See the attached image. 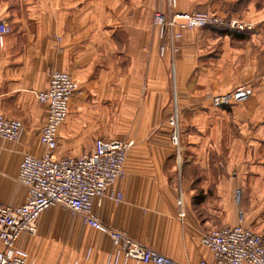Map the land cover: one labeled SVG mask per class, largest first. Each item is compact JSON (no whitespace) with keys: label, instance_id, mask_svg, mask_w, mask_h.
I'll list each match as a JSON object with an SVG mask.
<instances>
[{"label":"crops","instance_id":"1","mask_svg":"<svg viewBox=\"0 0 264 264\" xmlns=\"http://www.w3.org/2000/svg\"><path fill=\"white\" fill-rule=\"evenodd\" d=\"M170 2L173 11L215 10L253 27L236 36L186 31L172 74V54L161 50L153 23V13ZM0 21L12 27L0 56V111L23 123L17 140L0 137L2 205L25 202L20 163L45 152L39 133L47 110L36 92L49 88L58 69L82 93L70 102L55 156L90 152L99 138L134 142L118 182L123 202L94 206L104 225L175 264H217L201 237L238 225L240 210L244 225L264 234V0H0ZM241 85L249 86V100L213 106L214 95ZM173 99L179 149L167 124ZM47 210L37 232L17 241L28 264H147L126 258L81 214Z\"/></svg>","mask_w":264,"mask_h":264},{"label":"built area","instance_id":"2","mask_svg":"<svg viewBox=\"0 0 264 264\" xmlns=\"http://www.w3.org/2000/svg\"><path fill=\"white\" fill-rule=\"evenodd\" d=\"M153 23L160 30V37L166 41L161 47L169 46L173 52L176 43L184 37L186 30L195 28L232 27L236 30L252 29V24L225 20L204 12L176 13L166 15L156 10ZM12 31L11 26L0 21V56L5 37ZM80 91L79 83L71 74L63 70L50 72L49 88L36 92L37 99L46 106V122L39 133V141L45 148L42 156L25 154L21 161L18 181L27 188L25 202L10 207L0 203V264H28L26 253L17 249V241L23 233L35 234L40 215L55 205H62L74 214H81L89 226L110 235L113 244L121 248L126 258L147 264H175L164 254L134 241L127 234L104 225L94 212L96 203L107 199L119 204L124 193L118 182L126 177L128 152L134 145L131 140L95 141L90 152L79 156H55L61 126L66 121L72 98ZM248 86H238L234 90L212 97L216 108L226 109L237 102L250 98ZM169 118L172 128V145L180 147L179 112ZM23 124L15 118H8L0 111V137L15 141L20 137ZM242 190L234 196L240 204ZM181 205L182 200L178 201ZM180 211V216H184ZM244 212L239 211V224L213 229L201 237V243L213 254L217 264H264V236L244 225ZM201 264H206L202 262Z\"/></svg>","mask_w":264,"mask_h":264},{"label":"rangeland","instance_id":"3","mask_svg":"<svg viewBox=\"0 0 264 264\" xmlns=\"http://www.w3.org/2000/svg\"><path fill=\"white\" fill-rule=\"evenodd\" d=\"M169 7L170 8H168V10L167 11H165V12H163V13H165L167 16L170 14V15H173V14H176V13H189V14H192V13H199V12H204V13H208V14H211V15H214V16H217V17H219V18H221V19H223V20H225L226 22H229V24L230 23H232V22H234V21H239V22H243V23H246V24H250V23H247V22H245L242 18H240V17H238V16H232V14H230V15H228V16H226L225 14H221L220 12H217V11H215V10H195V11H193V12H183V11H173V9H172V3L170 2V4H169ZM158 11H160V10H158ZM233 13L235 14V10L233 11ZM236 15V14H235ZM10 25V24H9ZM12 28V27H11ZM206 28H214L215 30H218V31H221L222 33H225V32H237V31H239V30H236L235 28H232V27H228V28H225V27H222V26H217V27H206ZM199 29H205V28H195V29H190V30H199ZM159 30V29H158ZM190 30H186V31H190ZM185 31V32H186ZM159 32H160V30H159ZM185 32H184V34H185ZM231 34V33H230ZM184 38V37H183ZM183 38L181 39V40H179L177 43H176V45L179 47V50L177 51V52H173L172 50H171V48L169 47V46H165V48H164V50H166V49H169V51L171 52V54H172V63H171V69H172V74H173V71H174V67H175V65H174V58H175V56L176 55H178L180 52H181V48H182V45H181V41L183 40ZM162 39V38H161ZM166 44V41L164 40V39H162V44H161V47L163 46V45H165ZM162 50V49H161ZM163 50V51H164ZM3 51V50H2ZM80 86V85H79ZM241 86H243V85H241ZM246 86V85H245ZM249 87V86H248ZM82 92H81V88H80V91L77 93V94H81ZM228 93V92H227ZM76 94V95H77ZM223 94H225V93H223ZM75 95V96H76ZM218 95H222V94H218ZM215 96V95H214ZM251 96V95H250ZM249 100V99H248ZM175 108H177V105H176V100L175 99H173V111H172V113H171V115L173 114V112L175 111ZM221 109V108H220ZM178 111V110H177ZM179 112V111H178ZM69 114H70V111H69ZM170 115V116H171ZM69 116V115H68ZM170 116H169V118H170ZM68 118V117H67ZM169 118L167 119V124H168V126L171 128V126L169 125ZM19 120V119H18ZM67 120V119H66ZM21 121V120H20ZM22 122V121H21ZM23 124V123H22ZM179 129H180V127H179ZM171 131H172V128H171ZM21 164V163H20ZM20 167V166H19ZM54 210H56V214H74V213H72L71 212V210H69V209H67V208H65V207H63L62 205H56V206H54V207H52V208H50L49 210H47V212L48 211H54ZM46 213V212H45ZM44 213V214H45ZM262 234V233H261ZM263 236H264V234H263Z\"/></svg>","mask_w":264,"mask_h":264},{"label":"trees","instance_id":"4","mask_svg":"<svg viewBox=\"0 0 264 264\" xmlns=\"http://www.w3.org/2000/svg\"><path fill=\"white\" fill-rule=\"evenodd\" d=\"M227 33H232L234 36H236L237 34H236V32H227Z\"/></svg>","mask_w":264,"mask_h":264}]
</instances>
